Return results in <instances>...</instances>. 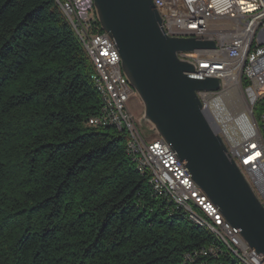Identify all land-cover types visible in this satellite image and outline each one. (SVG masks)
<instances>
[{"label": "trees", "instance_id": "trees-1", "mask_svg": "<svg viewBox=\"0 0 264 264\" xmlns=\"http://www.w3.org/2000/svg\"><path fill=\"white\" fill-rule=\"evenodd\" d=\"M94 72L56 0H0V264H243L90 124Z\"/></svg>", "mask_w": 264, "mask_h": 264}, {"label": "built area", "instance_id": "built-area-1", "mask_svg": "<svg viewBox=\"0 0 264 264\" xmlns=\"http://www.w3.org/2000/svg\"><path fill=\"white\" fill-rule=\"evenodd\" d=\"M153 1L163 19L162 27L169 36L194 37L190 35V27H199L213 30V39L210 40L221 41V51L216 52L217 62H207L204 49L181 52L179 57L195 64L194 76L220 79L218 91H199L198 96L205 115L226 144L227 138H233L227 126L244 118L246 127L234 126L239 132L236 141L240 142V150L241 142H250V150L242 151V158H233V151L227 146L228 154L237 164L247 162V170L251 171V179L247 180L264 204V0ZM61 3H66L73 18L79 19L82 36L91 37V50L98 57V68L104 71V83L106 90H111L112 103L120 101L124 122L138 125V137L145 138L147 152L163 170L166 182L174 183L184 201L204 204L205 212H211V219L222 224L233 242L244 245L249 262L264 260V254L250 248L241 230L224 217L219 207L196 184L177 152L160 138L154 125L143 121V116L137 118L131 110L130 102L137 93L123 71L115 40L101 28L94 0H61ZM233 92L235 97H229ZM215 103H219L220 113L214 107ZM260 103L263 109L257 119L251 115V108ZM106 118H110L107 112L101 115L95 127H106ZM131 154L135 155L134 146ZM222 250L220 247V253ZM209 254L206 249L205 255Z\"/></svg>", "mask_w": 264, "mask_h": 264}, {"label": "water", "instance_id": "water-1", "mask_svg": "<svg viewBox=\"0 0 264 264\" xmlns=\"http://www.w3.org/2000/svg\"><path fill=\"white\" fill-rule=\"evenodd\" d=\"M94 4L101 28L115 40L123 71L144 104L143 121L151 122L177 152L250 248L264 254V204L229 156L198 96L199 91H218L220 79L195 77V64L179 57L181 52L213 49L215 41L169 36L153 0Z\"/></svg>", "mask_w": 264, "mask_h": 264}, {"label": "bare ground", "instance_id": "bare-ground-1", "mask_svg": "<svg viewBox=\"0 0 264 264\" xmlns=\"http://www.w3.org/2000/svg\"><path fill=\"white\" fill-rule=\"evenodd\" d=\"M56 1L59 3L71 26L74 28L84 44L88 56L95 68L92 78L99 91L102 106L99 113L90 118V124L97 126L98 119H101V115L106 114L107 112V115H109L110 118L104 119V126H114L118 130L125 131L128 134L129 152L130 154L133 152V146L135 151V155L131 154L133 162L140 172L150 173V183L153 190L156 192V195L164 196L166 199L175 202L178 206L185 208V210L189 213L191 220L198 224L205 225L214 233L216 239L224 244V246L227 247L234 256L238 257L243 264H264V260H259L257 263L249 262L248 254L244 253V245L238 244V242H233V238H231V235L227 234V231L223 229L222 224L216 222L215 219H211V212H205L204 204L198 203V201H184V198H181L180 194L177 193L174 183L166 182L165 176H163V170L159 167V165H156L154 160H152L151 153L147 152L145 138L138 137V125H131L130 122H124V112L120 109V101H113L112 103L111 90H106V85L104 83V71H102V68H98V57L95 56L93 50H91V37L82 36V26H80V21L79 19L73 18V14L69 13V9L66 8V3H61V0ZM190 35H193L201 40H210L213 39V30L209 28L200 29L199 27H190ZM215 43V48L204 49V57L207 59V62H217L216 52L221 51V41H215ZM192 75H194V72ZM230 96L235 97L234 92L229 95V97ZM218 104L219 103H215L214 107L216 106L218 112L220 113V107ZM251 115H255V108H251ZM243 119L242 121H233L229 124V126H227L229 127L227 129L229 134L233 136V138H227V146H229L230 150L233 151V158H242V151L250 150V142H241L240 150V142L236 141L239 136V132H236L234 126L235 124H238L242 127H246L244 122L245 120ZM247 131L249 133V130ZM182 165L184 164L182 163ZM238 166L242 170L245 177L247 179H251V171L247 170V162H238ZM211 250H213V248H211Z\"/></svg>", "mask_w": 264, "mask_h": 264}, {"label": "rangeland", "instance_id": "rangeland-1", "mask_svg": "<svg viewBox=\"0 0 264 264\" xmlns=\"http://www.w3.org/2000/svg\"><path fill=\"white\" fill-rule=\"evenodd\" d=\"M130 108L137 118H141L143 116L144 104L138 95L136 97L132 98V100L130 102ZM260 124L262 125L263 123L260 121Z\"/></svg>", "mask_w": 264, "mask_h": 264}]
</instances>
